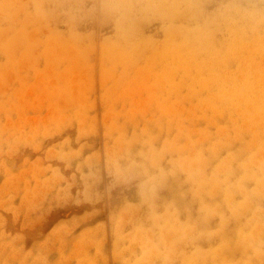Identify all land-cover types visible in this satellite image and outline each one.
<instances>
[{"label": "rangeland", "instance_id": "obj_1", "mask_svg": "<svg viewBox=\"0 0 264 264\" xmlns=\"http://www.w3.org/2000/svg\"><path fill=\"white\" fill-rule=\"evenodd\" d=\"M0 264H264V0H0Z\"/></svg>", "mask_w": 264, "mask_h": 264}, {"label": "bare ground", "instance_id": "obj_2", "mask_svg": "<svg viewBox=\"0 0 264 264\" xmlns=\"http://www.w3.org/2000/svg\"><path fill=\"white\" fill-rule=\"evenodd\" d=\"M181 9V8H180ZM175 22V21H174ZM169 23V22H168ZM237 26V25H236ZM166 34V33H165ZM185 37V36H184ZM198 38V37H197ZM194 40V39H193ZM199 40V39H198ZM185 41H187V40H185ZM188 47V46H187ZM191 49V48H190Z\"/></svg>", "mask_w": 264, "mask_h": 264}]
</instances>
